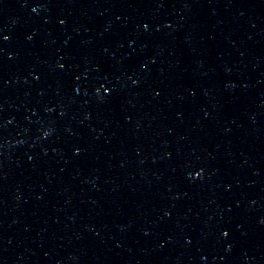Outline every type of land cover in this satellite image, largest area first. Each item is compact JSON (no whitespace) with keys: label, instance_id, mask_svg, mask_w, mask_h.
Instances as JSON below:
<instances>
[{"label":"water","instance_id":"water-1","mask_svg":"<svg viewBox=\"0 0 264 264\" xmlns=\"http://www.w3.org/2000/svg\"><path fill=\"white\" fill-rule=\"evenodd\" d=\"M0 264H264V0H0Z\"/></svg>","mask_w":264,"mask_h":264},{"label":"snow or ice","instance_id":"snow-or-ice-1","mask_svg":"<svg viewBox=\"0 0 264 264\" xmlns=\"http://www.w3.org/2000/svg\"><path fill=\"white\" fill-rule=\"evenodd\" d=\"M42 5H37V7H40ZM145 27H147V25H145ZM61 67H63V65H61ZM101 87H104V85H101ZM111 88L110 87H104V91L105 92H111ZM76 91H79V88L76 89ZM97 91H100V89L98 88ZM47 135V133H45ZM77 151H79V149H77ZM203 172V169L200 170V172L196 173L197 176L201 175ZM227 234V230H225V235Z\"/></svg>","mask_w":264,"mask_h":264}]
</instances>
